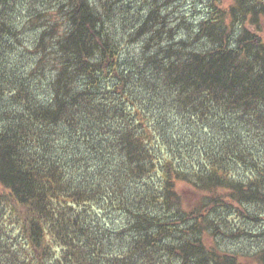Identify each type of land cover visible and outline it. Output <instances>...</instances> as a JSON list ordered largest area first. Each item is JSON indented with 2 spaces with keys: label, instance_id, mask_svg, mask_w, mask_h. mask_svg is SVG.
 Returning <instances> with one entry per match:
<instances>
[{
  "label": "trees",
  "instance_id": "1",
  "mask_svg": "<svg viewBox=\"0 0 264 264\" xmlns=\"http://www.w3.org/2000/svg\"><path fill=\"white\" fill-rule=\"evenodd\" d=\"M185 1L0 0V264H264V0Z\"/></svg>",
  "mask_w": 264,
  "mask_h": 264
},
{
  "label": "rangeland",
  "instance_id": "2",
  "mask_svg": "<svg viewBox=\"0 0 264 264\" xmlns=\"http://www.w3.org/2000/svg\"><path fill=\"white\" fill-rule=\"evenodd\" d=\"M90 3L97 1V0H89ZM115 0H111V3L116 4L114 2ZM131 0H125V3L130 2ZM203 5H201L199 2L198 3H193L192 0H188L185 2H181V3H176L175 6L173 7L172 11V18L176 19L177 16H183L184 19L190 24V26H192L193 28L196 26V24H198V22L202 19L203 17ZM16 20H22V25L24 27V29H26V32H28V35L31 36H36L38 30V27L40 25L38 24H26L27 21H30V17L29 13L27 10H24L22 13L21 12H16L15 14ZM199 15V16H198Z\"/></svg>",
  "mask_w": 264,
  "mask_h": 264
},
{
  "label": "bare ground",
  "instance_id": "3",
  "mask_svg": "<svg viewBox=\"0 0 264 264\" xmlns=\"http://www.w3.org/2000/svg\"><path fill=\"white\" fill-rule=\"evenodd\" d=\"M24 3V2H23ZM6 7V6H5ZM256 7H258V6H256ZM255 7V8H256ZM3 11V10H2ZM199 16V15H198ZM162 21V20H161ZM7 24V23H6ZM148 24V23H147ZM8 28V27H7ZM234 28V27H233ZM105 29V28H104ZM15 30V29H14ZM236 30V29H235ZM237 31V30H236ZM181 32V31H180ZM145 37V36H144ZM50 46V45H49ZM191 54V53H190ZM17 55V54H16ZM190 56V55H189ZM18 57V56H17ZM17 61V60H16ZM34 63V62H33ZM27 65V64H26ZM156 65V64H155ZM162 88V87H161ZM90 107V106H89ZM216 112V111H215ZM228 112V111H227ZM207 115V114H206ZM232 133V132H231ZM9 157H10V155H9ZM8 157V158H9ZM57 159V158H56ZM171 238V237H170ZM89 249V248H88ZM166 258V257H165Z\"/></svg>",
  "mask_w": 264,
  "mask_h": 264
}]
</instances>
